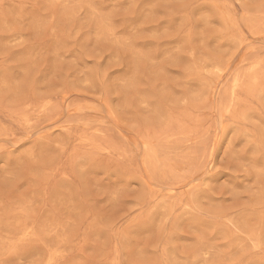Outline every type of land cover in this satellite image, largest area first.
<instances>
[{"label":"rangeland","instance_id":"obj_1","mask_svg":"<svg viewBox=\"0 0 264 264\" xmlns=\"http://www.w3.org/2000/svg\"><path fill=\"white\" fill-rule=\"evenodd\" d=\"M0 264H264V0H0Z\"/></svg>","mask_w":264,"mask_h":264}]
</instances>
